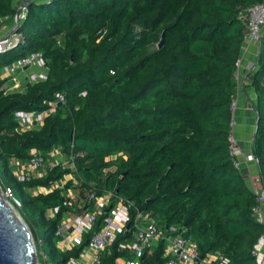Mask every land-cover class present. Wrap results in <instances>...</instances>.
I'll return each instance as SVG.
<instances>
[{
	"label": "trees",
	"instance_id": "obj_1",
	"mask_svg": "<svg viewBox=\"0 0 264 264\" xmlns=\"http://www.w3.org/2000/svg\"><path fill=\"white\" fill-rule=\"evenodd\" d=\"M261 2H24L25 15L12 25L16 41L0 52V69L37 53L46 76L20 92L0 91V186L17 202L49 264L76 258L105 217H96L79 246L60 251L55 232L63 214L83 216L88 195L106 192L130 203V217L145 214L159 231L185 229L200 260L219 255L228 264H256L251 252L264 228L252 215L255 196L241 168L232 166L227 138L244 35L238 14ZM15 12L12 0H0V22ZM246 79L256 125L250 148L264 187V33ZM56 95L63 103L39 127L19 130L15 112L43 111ZM55 148L72 154L74 171L56 165L24 182L11 174L12 162L25 164L31 150L43 156ZM68 174L75 184L31 193ZM68 189L73 198L64 195ZM123 240L117 236L106 246L98 264L123 257L117 251ZM163 252L159 241L140 262L162 264Z\"/></svg>",
	"mask_w": 264,
	"mask_h": 264
},
{
	"label": "built area",
	"instance_id": "obj_2",
	"mask_svg": "<svg viewBox=\"0 0 264 264\" xmlns=\"http://www.w3.org/2000/svg\"><path fill=\"white\" fill-rule=\"evenodd\" d=\"M24 2L17 6L14 20L22 19L25 15ZM238 19L244 27L243 43L256 46L264 33V2L254 4L240 12ZM16 41V36L10 32L7 37L0 38V52L9 47ZM239 58L235 64L234 82L235 89L232 98L231 112L235 108V94L241 89V78L238 76ZM46 76V68L40 54L32 53L25 58L16 60L10 65L0 69V91L4 93L20 92L26 84L43 81ZM63 103V97L56 95L55 100L47 104L46 109L40 112H15L13 117L20 131L30 130L41 125L43 118L53 112L54 108ZM234 117L230 122L231 132L227 138V152L232 158V166L245 175L247 188L255 196V205L251 208L255 221L264 228V187L258 174L256 160L251 154L250 144L242 150L234 134ZM60 159V162L56 161ZM72 154H64L60 148L48 151L45 155L31 150L29 158L25 164L12 162L15 172L12 175L18 182H24L32 177H41L46 169H52L56 165L65 166L72 171ZM67 180L62 179L48 189L37 188L38 193H46L51 189L61 188L66 181L75 184L71 175H65ZM43 190V192H41ZM71 194H67V191ZM3 194L16 204L11 197L8 189H3ZM66 197L73 198L74 192L71 189L65 191ZM114 199V202H110ZM86 203L89 209L83 216H76L73 213H65L61 223L56 229L55 236L57 241L55 247L60 251L70 250L80 244L83 234L87 233L98 215L104 214L103 226L92 235L85 247L82 248L76 258H70L67 264H98L99 256L106 246L110 245L117 236L124 237V240L117 244V251L123 253V257L115 260L114 264H141L140 259L145 252H152L159 241L164 244L162 264H228L227 259L219 255H208L203 259H198L196 248L189 238L184 237L185 229L177 231L170 226L164 231H159L153 220L145 214L135 212L130 217V203L115 198L110 192L104 193L101 197L95 198L92 194L88 195ZM63 205H68L64 202ZM77 208L82 205L78 204ZM57 209L48 212V217H52ZM39 244V242H38ZM86 256V259L85 256ZM252 256L256 264H264V232L259 236L254 245ZM84 256V257H83ZM42 264H49L40 253Z\"/></svg>",
	"mask_w": 264,
	"mask_h": 264
},
{
	"label": "water",
	"instance_id": "obj_3",
	"mask_svg": "<svg viewBox=\"0 0 264 264\" xmlns=\"http://www.w3.org/2000/svg\"><path fill=\"white\" fill-rule=\"evenodd\" d=\"M161 44L160 39L157 47H160ZM259 47L260 41L257 45V51ZM255 127L254 124L253 133L248 142L250 147ZM3 205L0 202V264H36L35 245L28 227Z\"/></svg>",
	"mask_w": 264,
	"mask_h": 264
},
{
	"label": "crops",
	"instance_id": "obj_4",
	"mask_svg": "<svg viewBox=\"0 0 264 264\" xmlns=\"http://www.w3.org/2000/svg\"><path fill=\"white\" fill-rule=\"evenodd\" d=\"M256 55H257L256 46L253 44L246 43L241 46V50L238 56L240 61H239V67L237 69V73L238 76L241 78V89L235 94V108H236L235 120L236 119L238 120V124L234 128V133L242 150H245V148L247 147V144L252 136L254 129L255 118L251 112H249L248 114L245 106V101L249 105L248 100L253 99V92L249 88H247L248 81L246 79V76L250 72H252L254 68ZM250 119H253L254 121L251 128V136L249 135L250 137L248 138L249 127L247 126L245 127L244 125Z\"/></svg>",
	"mask_w": 264,
	"mask_h": 264
},
{
	"label": "rangeland",
	"instance_id": "obj_5",
	"mask_svg": "<svg viewBox=\"0 0 264 264\" xmlns=\"http://www.w3.org/2000/svg\"><path fill=\"white\" fill-rule=\"evenodd\" d=\"M26 0H12V5H13V7L16 9L17 8V6L18 5H20L21 3H23V2H25ZM14 24V19L12 18V19H7V20H4V21H1L0 22V37H2V36H4V37H7L8 35H10V32L12 31V25ZM235 83V82H234ZM245 106H246V110H247V112H248V114H249V112H251L252 114H253V111H252V109L249 107V105H248V103L245 101ZM236 114V108H234V111H233V117H234V123H235V125H234V128H235V126H237V124H238V120L236 119L235 120V115ZM253 119H250L249 121H247V125L245 124L244 126L246 127H249V133H248V138L251 136V128H252V124H253ZM235 134V133H234ZM250 135V136H249ZM60 159L58 158H56V161L57 162H60L59 161ZM12 172H15L14 171V169L12 168ZM12 174V173H11ZM67 178L68 177H65V178H63L64 180H67ZM69 179V178H68ZM0 188H1V191H0V195L10 204V206L12 207V209L14 210V212L16 213V216H18L21 220H22V222L24 223V224H26L24 221H23V219H22V217H21V214H20V211H19V207L16 205V204H14L11 200H10V198L8 197V196H6L5 194H3V189H2V187L0 186ZM35 192H37V190H32L31 191V193H35ZM41 192H43V190H41ZM67 194H71L72 192L69 190V191H67L66 192ZM27 226V225H26ZM33 242H34V240H33ZM35 250H36V246H35ZM35 254H36V256H37V260H36V264H42V261H41V258H40V253L36 250L35 251ZM83 255H84V253H83ZM85 256V255H84ZM83 256V257H84ZM84 259H86V256H85V258Z\"/></svg>",
	"mask_w": 264,
	"mask_h": 264
},
{
	"label": "bare ground",
	"instance_id": "obj_6",
	"mask_svg": "<svg viewBox=\"0 0 264 264\" xmlns=\"http://www.w3.org/2000/svg\"><path fill=\"white\" fill-rule=\"evenodd\" d=\"M0 202L3 203L5 205V207L7 209H9L11 211V213L13 214V216H16V213L14 212V210L10 207V204L0 195ZM3 205V206H4Z\"/></svg>",
	"mask_w": 264,
	"mask_h": 264
}]
</instances>
